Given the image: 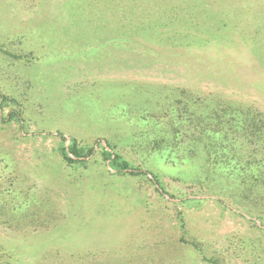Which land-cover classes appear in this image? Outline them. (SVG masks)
I'll return each mask as SVG.
<instances>
[{"label": "rangeland", "instance_id": "1", "mask_svg": "<svg viewBox=\"0 0 264 264\" xmlns=\"http://www.w3.org/2000/svg\"><path fill=\"white\" fill-rule=\"evenodd\" d=\"M0 95V264H264V0H0Z\"/></svg>", "mask_w": 264, "mask_h": 264}, {"label": "trees", "instance_id": "2", "mask_svg": "<svg viewBox=\"0 0 264 264\" xmlns=\"http://www.w3.org/2000/svg\"><path fill=\"white\" fill-rule=\"evenodd\" d=\"M0 96H1L2 105H4V103L7 101V98L4 95H0ZM234 111L237 113L236 114L237 116L233 122H236V123L242 125L243 128H249V127L253 126V125H251L252 123L256 122L255 119H257V118L251 117L249 110H243V109L239 108L237 110L234 109ZM8 119H9V121H14V122L20 124L22 129H24V127H23L24 120L18 111L10 112ZM221 132H222V130L219 131L218 134ZM222 136L225 139L227 138V136L223 133H222ZM62 138H64V137L62 136ZM109 149H110L109 145L106 148H103V154L107 160H112V168H114L116 171H118L120 173H125V174H128L130 176L151 175V177H152L151 182L154 184L157 191L164 194V195H168L167 192H165L163 190V188L161 187V185H160V183H159V181L155 175L148 173L147 171L136 169V168L130 166L129 163L127 161L123 160L119 155H115V157H113L114 155L111 151H109ZM93 152H94V149H90L88 152L85 153L84 150L80 149L79 146H77L75 141H73L72 146H70L68 148L63 146L61 148V151H60L63 160L69 165L84 162L85 159L90 157ZM112 157H113V159H112Z\"/></svg>", "mask_w": 264, "mask_h": 264}]
</instances>
